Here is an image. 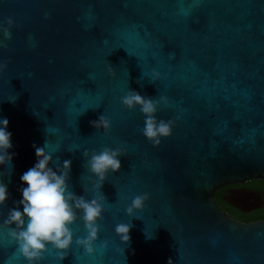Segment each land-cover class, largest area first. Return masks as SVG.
Here are the masks:
<instances>
[{
  "label": "water",
  "instance_id": "95a60500",
  "mask_svg": "<svg viewBox=\"0 0 264 264\" xmlns=\"http://www.w3.org/2000/svg\"><path fill=\"white\" fill-rule=\"evenodd\" d=\"M9 17L0 118L16 155L11 172L0 167L10 193L0 224L35 163L33 144L48 141L53 166L72 161V190L104 196L105 212L93 256L75 244L85 235L77 220L63 261L49 247L42 264H264V219H234L214 199L225 186L264 179V0H0V25ZM128 90L167 98L156 117L174 127L158 147L141 135L139 110L120 104ZM100 115L107 134L89 123ZM104 146L126 155L100 192L82 152ZM142 193L143 209L125 216ZM222 201L241 212L264 207L245 188ZM122 221L132 224L127 245L113 231ZM15 253L0 227V264H26Z\"/></svg>",
  "mask_w": 264,
  "mask_h": 264
},
{
  "label": "clouds",
  "instance_id": "9594fccd",
  "mask_svg": "<svg viewBox=\"0 0 264 264\" xmlns=\"http://www.w3.org/2000/svg\"><path fill=\"white\" fill-rule=\"evenodd\" d=\"M14 20L9 17L5 25H0V48H7L5 41L10 37V30ZM109 66V65H108ZM7 62H0V72L7 69ZM112 69L111 66H109ZM112 73L114 71L112 69ZM152 81L159 79V73L153 71ZM123 108L133 111L138 109L144 117L141 135L158 147L161 140L168 138L174 127L171 119L158 120L156 113L161 104L167 105L165 96L159 99L142 96L135 90L128 92L120 98ZM82 113V112H81ZM8 119L0 118V167L12 171L13 158L16 153L13 148L11 132L8 130ZM90 125L97 132L109 133L110 120L105 115L90 121ZM35 163L20 175V199L7 210L0 227L7 229V236L15 243L16 253L22 257L26 264H42L44 253L50 248L57 253V260L63 261L67 250L73 244L72 225L79 220L85 232L83 237H76L75 244L87 256L95 254V242L98 239L100 221L104 217V196L77 195L69 184L71 173V159H65L53 166V151H48L49 142L43 146L33 144ZM76 150L75 148L69 151ZM126 153L119 147L104 146L99 151L84 149L82 152L83 165L89 173L88 178L93 188L100 191L109 173H116L121 168L120 157ZM59 160V157H57ZM101 192V191H100ZM8 186L0 180V207H4L9 199ZM149 199L147 193L135 195L124 210L127 217H133L141 211ZM130 222H117L114 225V234L121 244L127 245L131 241ZM108 248V241L100 243V249ZM125 249L123 248V253ZM168 264H173L171 258Z\"/></svg>",
  "mask_w": 264,
  "mask_h": 264
},
{
  "label": "trees",
  "instance_id": "16d2710c",
  "mask_svg": "<svg viewBox=\"0 0 264 264\" xmlns=\"http://www.w3.org/2000/svg\"><path fill=\"white\" fill-rule=\"evenodd\" d=\"M253 185L257 186L262 191H264V179L260 181H253ZM221 193L222 191H217L214 195V199L220 209L226 214H228L230 217L247 223L264 219V207L251 211L250 213H242L223 202L221 198Z\"/></svg>",
  "mask_w": 264,
  "mask_h": 264
},
{
  "label": "flooded vegetation",
  "instance_id": "af4514ba",
  "mask_svg": "<svg viewBox=\"0 0 264 264\" xmlns=\"http://www.w3.org/2000/svg\"><path fill=\"white\" fill-rule=\"evenodd\" d=\"M248 189V190H251V191H254L255 193H257L260 198L262 200H264V191H262L260 188H258L257 186L253 185V181L252 182H248V183H245V184H236V185H228V186H225L223 188H221L220 190L218 191H222L221 193V196L223 197L228 191L230 190H235V189ZM217 192V191H216ZM221 197V198H222ZM228 205V204H227ZM229 206V205H228ZM231 207V206H230ZM233 208V207H232ZM263 208V207H262ZM235 209V208H234ZM260 209V208H259ZM237 210V209H236ZM257 210V209H256ZM239 211V210H238ZM254 211V210H253ZM241 212V211H240ZM251 212V211H250ZM250 212H242V213H250Z\"/></svg>",
  "mask_w": 264,
  "mask_h": 264
}]
</instances>
